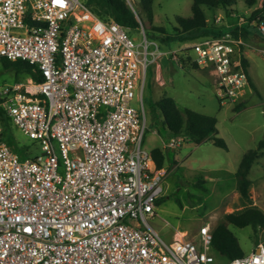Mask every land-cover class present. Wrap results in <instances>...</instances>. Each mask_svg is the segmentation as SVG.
I'll list each match as a JSON object with an SVG mask.
<instances>
[{"label":"built area","instance_id":"obj_1","mask_svg":"<svg viewBox=\"0 0 264 264\" xmlns=\"http://www.w3.org/2000/svg\"><path fill=\"white\" fill-rule=\"evenodd\" d=\"M224 14L217 34L167 51L143 23L137 41L81 0H0V60L42 77L0 83L2 115L40 147L20 159L0 124V264H215L211 225L167 241L149 222L164 189L142 148V103L148 66L169 55L213 72L220 104L245 94L243 32L264 34V18ZM225 264H264V243Z\"/></svg>","mask_w":264,"mask_h":264},{"label":"rangeland","instance_id":"obj_2","mask_svg":"<svg viewBox=\"0 0 264 264\" xmlns=\"http://www.w3.org/2000/svg\"><path fill=\"white\" fill-rule=\"evenodd\" d=\"M81 1L87 4L86 0ZM136 1L127 0L132 8H135ZM191 2L154 0L150 25L163 27L168 33L174 34L176 16L191 15ZM252 2L237 0L236 4L242 14L246 15L256 7L251 5ZM259 3L264 5V0H256V4ZM215 12L217 15L224 13L221 8ZM206 14L207 20L212 22L211 11L206 10ZM144 27L148 37L156 39L163 50L168 51L180 44L176 41L163 42L160 37L165 34ZM128 32L135 40L141 39L138 29L129 28ZM250 33H244L247 45L242 49L248 60L246 70L254 88L250 85L236 101L220 104L215 93L214 73L192 65H182L174 61L171 55L162 56L148 66L142 103L146 124L142 148L150 152L152 148L160 147L166 156L164 167L159 169L163 174L164 200L157 205L156 214L149 218V222L167 241L178 237L179 232H185V238L194 240L202 225L209 224L214 228L228 213H240L250 207L264 213V147L263 154L248 174L252 183L247 196H242L237 190L234 176L242 155L264 140V34L255 27L250 28ZM29 77L26 73L4 68L0 60V83L27 84ZM163 94L171 96L180 108L189 107L215 116L218 130L215 136L223 138L228 149L216 146L211 139L195 144L183 136L172 137L155 104ZM136 98L132 104L138 107ZM239 101L242 105L237 108ZM5 129L7 137L11 138L13 146L18 150L28 148L31 151L29 156L40 151L38 143L23 134L11 119ZM173 138L177 145L171 149L168 143ZM199 178L201 182H198ZM229 228L238 237L244 255L252 251L257 243H264V227L258 226L255 229L250 225L237 227L229 224ZM215 257V264H225L228 260L220 255Z\"/></svg>","mask_w":264,"mask_h":264},{"label":"trees","instance_id":"obj_3","mask_svg":"<svg viewBox=\"0 0 264 264\" xmlns=\"http://www.w3.org/2000/svg\"><path fill=\"white\" fill-rule=\"evenodd\" d=\"M253 1V0H251ZM87 6L103 19H113L126 28H135L139 26L138 16L143 20V25L150 27L153 30L163 33L160 37L163 42L185 41L189 39H197L203 36L214 35L219 32L212 22L207 20L206 10L211 11L214 18L217 9H223L224 13L228 14L231 10H235L232 5L237 3V0H192L191 15L176 16L175 33H168L163 27L151 26L153 20V2L154 0H137L134 7L127 0H86ZM252 4V3H251ZM216 13V15H215ZM218 14L224 16L225 14ZM253 14H260L264 18V5L252 11ZM209 22V23H208ZM146 28V27H145ZM247 30H244L243 35ZM181 59L183 57L181 56ZM242 64L247 68L248 60L245 55L241 54ZM1 64L6 69H13L17 73H26L36 82H40L42 77L35 64L23 60L10 61L1 59ZM197 67V65H192ZM198 68V67H197ZM250 85L254 88L251 79ZM158 107L162 121L167 128L169 134L174 136H183L195 144L211 139L212 142L222 148L228 149V146L223 138L215 136L217 133L216 122L217 118L212 115L195 111L189 107L180 108L175 100L166 94L160 96L155 102ZM242 102L236 105L239 108ZM10 119L2 115L0 108V123L3 125L1 136L7 141L12 149L21 158L30 155L31 151L28 148L18 150L13 146L11 138L7 137L5 126ZM264 140H260L257 147L248 149L241 157L236 171L234 173L236 179V188L242 196H247L248 188L252 180L248 174L253 164L263 154ZM153 159V169L159 170L164 167L165 151L160 147H154L150 151ZM201 182V178L198 179ZM163 194L156 199V205L163 201ZM229 224L237 227L252 226L255 229L258 226L264 227V213L255 207L247 208L240 213H228L216 224L213 228V236L211 249L220 256L231 259L241 256L243 251L240 246L238 237L229 228Z\"/></svg>","mask_w":264,"mask_h":264},{"label":"crops","instance_id":"obj_4","mask_svg":"<svg viewBox=\"0 0 264 264\" xmlns=\"http://www.w3.org/2000/svg\"><path fill=\"white\" fill-rule=\"evenodd\" d=\"M251 5H256V7L255 8H253L252 10H254V9H256V8H259V7H261V3H259V4H256V0H253V2H252V4ZM231 7H233L235 10H237L236 9V7L238 8V6H237V4H234V5H232ZM223 10V9H222ZM237 11H239V12H242V11H240L239 10V8H238V10ZM250 11V10H249ZM243 13V12H242ZM249 33H250V31H249ZM251 34V33H250ZM252 35V34H251ZM254 36V35H253ZM259 36V35H258ZM246 55H247V53H246ZM1 124V123H0ZM2 125V124H1ZM15 152V151H14ZM16 153V152H15Z\"/></svg>","mask_w":264,"mask_h":264},{"label":"bare ground","instance_id":"obj_5","mask_svg":"<svg viewBox=\"0 0 264 264\" xmlns=\"http://www.w3.org/2000/svg\"><path fill=\"white\" fill-rule=\"evenodd\" d=\"M185 236V232H179V234H178V238H182V237H184Z\"/></svg>","mask_w":264,"mask_h":264},{"label":"water","instance_id":"obj_6","mask_svg":"<svg viewBox=\"0 0 264 264\" xmlns=\"http://www.w3.org/2000/svg\"><path fill=\"white\" fill-rule=\"evenodd\" d=\"M132 7V6H131ZM138 20L142 23V20H141V18L138 16Z\"/></svg>","mask_w":264,"mask_h":264}]
</instances>
